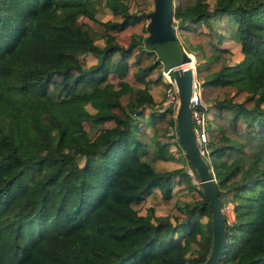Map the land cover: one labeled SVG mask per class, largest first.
<instances>
[{
    "label": "trees",
    "instance_id": "trees-1",
    "mask_svg": "<svg viewBox=\"0 0 264 264\" xmlns=\"http://www.w3.org/2000/svg\"><path fill=\"white\" fill-rule=\"evenodd\" d=\"M103 2L113 19L97 18L98 0H0V264H203L211 248L208 199L192 164L185 157L198 186L183 167L151 163L169 152L162 137L179 143L172 108L152 109L149 89L163 83L165 64L145 41L147 12L130 11L150 0ZM173 12L214 110L208 165L227 231L219 264H264V0H173ZM124 34L126 46L115 40ZM223 41L239 45V60L228 63ZM116 52L123 67L112 81ZM84 54L95 63L69 58ZM142 120L153 129L149 143ZM98 133L103 143L91 147ZM176 174L198 198L176 199L164 219L141 214L145 195L172 198ZM200 235L203 254L191 248Z\"/></svg>",
    "mask_w": 264,
    "mask_h": 264
},
{
    "label": "water",
    "instance_id": "water-1",
    "mask_svg": "<svg viewBox=\"0 0 264 264\" xmlns=\"http://www.w3.org/2000/svg\"><path fill=\"white\" fill-rule=\"evenodd\" d=\"M153 7L147 12V36L145 41L153 47L157 56L165 64L164 70L171 69L176 85L178 104L174 114L177 141L188 161L196 170L204 196L208 199L211 213L212 243L203 264H219L225 252L227 231L221 209V200L215 185L214 176L204 158L199 154L196 139L192 132L190 97L195 67L181 68L183 63L193 61L181 45L173 21V0H152ZM172 60L177 64L167 66Z\"/></svg>",
    "mask_w": 264,
    "mask_h": 264
},
{
    "label": "rangeland",
    "instance_id": "rangeland-1",
    "mask_svg": "<svg viewBox=\"0 0 264 264\" xmlns=\"http://www.w3.org/2000/svg\"><path fill=\"white\" fill-rule=\"evenodd\" d=\"M210 4L214 2V0H208ZM153 7V1L150 0L149 4H141V5H134L131 4L130 11L131 12H137L139 14L140 12H148ZM96 16L97 18L101 20L106 19H113L114 16L110 13L109 9L104 6L103 0H98L97 9H96ZM176 35L181 42V44L184 45V39L183 37H180L176 31ZM116 42L119 43L122 46H126L128 42L130 41V36L127 34L124 35H118L115 38ZM97 43L99 45H104L105 41L103 39L97 40ZM223 47L229 48L232 52L231 57L228 59V63L236 62L240 59L241 53L239 50V45L235 41H223L222 43ZM185 46V45H184ZM192 54V57L194 58V54L192 52H189ZM69 58L73 60H78L83 64L84 66H88L90 64L95 63L96 59L90 54H84V55H69ZM195 59V58H194ZM107 65L109 69L108 78L112 81H115L119 75V72L121 71L123 67V61L120 58L119 53H113L110 55V57L107 60ZM193 67L194 63L192 64ZM186 66V65H184ZM163 68L160 69L159 75H161L160 80L163 81V83H160L159 85L152 84L150 86V92L155 100V104L152 109H163L167 107H171L173 110V116L175 114V107L173 106L172 101H169L170 95H172V86L163 80L161 71ZM75 74L73 70L67 76L65 77V80L67 81V86H71L73 83L72 77ZM172 74V73H171ZM60 80V79H59ZM87 109L91 112H96L93 108H91L89 105H87ZM213 109H208L206 112V126H207V134L208 138L213 135L212 130H215V122L213 120ZM146 117H144V120ZM142 120L139 124V137L143 142L149 143L151 142V134L153 132V129L149 125H145V121ZM175 137L167 138L162 137L160 140L165 143L169 142V152L167 153L166 157L164 158H157L153 161H151L153 167L157 171H166L171 170L175 168H184L189 176L191 177L192 184L198 186V181L195 178L193 170L188 165L184 151L177 142L175 141ZM104 137L101 133H98L95 138H93L90 142L91 147H101L103 143ZM209 140V139H208ZM71 154L77 158V161L79 164H82L84 161L83 157H79L75 152L71 151ZM204 158H206L204 156ZM89 162L94 167H100V163L96 157L90 158ZM178 175L176 174L173 176V181L171 183V189H172V198L170 200H163L160 196V192L158 190H155L151 195L147 196L145 195L143 197V203L141 204V207L139 209V212L141 214H145L146 217L150 220H152L153 217L155 218H166V215L168 214L169 208L174 203L176 199H184V200H192L195 198H198V191L196 189H191L187 187L183 182H177ZM147 208H152L153 213H149V209L147 211ZM225 210L228 215V220L231 221L233 216L232 212L230 210V205H227L225 207ZM207 218L205 216L200 217V222L202 223V232H204L205 223ZM191 248L194 249V252L197 254H203L205 252L206 246L201 241V235L199 236L198 240L191 245ZM189 264V263H188Z\"/></svg>",
    "mask_w": 264,
    "mask_h": 264
},
{
    "label": "built area",
    "instance_id": "built-area-1",
    "mask_svg": "<svg viewBox=\"0 0 264 264\" xmlns=\"http://www.w3.org/2000/svg\"><path fill=\"white\" fill-rule=\"evenodd\" d=\"M194 62L195 59L192 61V64ZM171 73H172L171 69L164 70L163 68L161 71L163 80L172 86V95H170L169 101H172L173 106L176 109L178 104V97H177L176 85L173 79V75ZM190 109H191L192 132L196 139L197 149L199 154L203 158L204 156L207 157V160H205V158L204 160L208 164L209 149H208L207 126H206L207 104L201 97V87L197 77H195L193 81L192 93L190 97ZM208 167L212 172V167L209 165Z\"/></svg>",
    "mask_w": 264,
    "mask_h": 264
},
{
    "label": "bare ground",
    "instance_id": "bare-ground-1",
    "mask_svg": "<svg viewBox=\"0 0 264 264\" xmlns=\"http://www.w3.org/2000/svg\"><path fill=\"white\" fill-rule=\"evenodd\" d=\"M190 56L192 57V55H190ZM192 60H193V57H192ZM184 65H186V66H184ZM180 67L183 69L190 68V67H192V61H188L186 63H183Z\"/></svg>",
    "mask_w": 264,
    "mask_h": 264
}]
</instances>
